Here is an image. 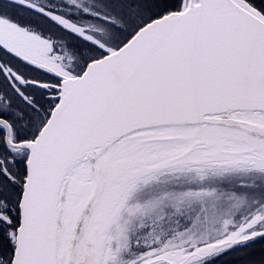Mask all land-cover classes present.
I'll return each instance as SVG.
<instances>
[{"label":"snow or ice","instance_id":"1","mask_svg":"<svg viewBox=\"0 0 264 264\" xmlns=\"http://www.w3.org/2000/svg\"><path fill=\"white\" fill-rule=\"evenodd\" d=\"M0 264H264V0H0Z\"/></svg>","mask_w":264,"mask_h":264}]
</instances>
